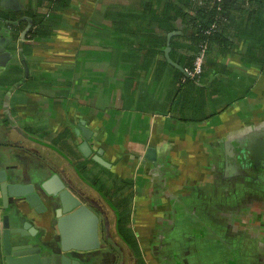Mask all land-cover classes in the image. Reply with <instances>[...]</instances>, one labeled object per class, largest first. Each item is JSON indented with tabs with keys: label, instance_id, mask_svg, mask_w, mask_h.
<instances>
[{
	"label": "crops",
	"instance_id": "crops-1",
	"mask_svg": "<svg viewBox=\"0 0 264 264\" xmlns=\"http://www.w3.org/2000/svg\"><path fill=\"white\" fill-rule=\"evenodd\" d=\"M165 4L180 21L170 32L155 22ZM4 5L0 161L25 182L56 174L100 217L102 246L80 254L82 264H264V180L245 166L251 147L264 142V66L255 58L264 51V0L229 1L231 44L213 46L187 97L173 95L169 69L158 77L167 36H181L182 18L206 13L214 0ZM34 30L41 35L27 40ZM81 122L111 182L130 185L137 254L116 232V211L76 171L86 160ZM45 217L33 227L37 243L49 246L57 232Z\"/></svg>",
	"mask_w": 264,
	"mask_h": 264
},
{
	"label": "water",
	"instance_id": "water-1",
	"mask_svg": "<svg viewBox=\"0 0 264 264\" xmlns=\"http://www.w3.org/2000/svg\"><path fill=\"white\" fill-rule=\"evenodd\" d=\"M4 1L1 0L0 5L6 7ZM174 35L178 33L167 36L164 56L171 66L183 72L169 57ZM1 45L2 40L0 53L6 54L4 45ZM6 57L11 59L12 55L7 53ZM22 64L27 76V66L24 62ZM84 126L83 122L79 125L84 138L79 146L81 154L109 168L101 157L102 151L92 155L88 144L92 134ZM250 151L252 161L247 163L248 166L257 173L264 171V142L251 147ZM146 158H153L152 150L148 151ZM6 163L5 159L0 161V264H82L80 254L98 250L102 246L100 217L74 196L56 174L45 181L36 179L25 182L14 167H7ZM42 217L57 232V239L49 246L36 241L38 230L33 224L37 218L42 221Z\"/></svg>",
	"mask_w": 264,
	"mask_h": 264
},
{
	"label": "trees",
	"instance_id": "trees-1",
	"mask_svg": "<svg viewBox=\"0 0 264 264\" xmlns=\"http://www.w3.org/2000/svg\"><path fill=\"white\" fill-rule=\"evenodd\" d=\"M50 4H55L60 0H48ZM229 1L230 0H214V6L205 11H199L193 18H182V35L174 37L171 40V54L172 60L176 61L178 66L183 69V72L171 67L162 59L158 77L163 76L166 69H169L171 74V87L173 95H181V97H187L194 95L197 84L200 82L204 74V64L202 66V73L196 77H190V73L194 68V62L200 52L202 46L206 47L205 59L212 52L213 46L224 47L231 44L230 36L225 35L224 29L229 17ZM150 5L146 6L149 7ZM170 6L168 4L163 5L162 10L159 13V17L155 18V22L158 23L161 30L170 32L176 30V22L170 16ZM38 30H34L27 36V40L33 39L39 36ZM146 39H149L145 37ZM165 36L162 37L161 46L165 44ZM251 38V36L249 37ZM176 40V43H175ZM186 42L187 46H179L180 41ZM147 42V41H146ZM177 47H180L181 52H177ZM257 64L262 68L264 66V51L258 52L255 55ZM158 70V71H159ZM157 71V73H158ZM98 164L91 159H86L76 165V171L78 175L86 181L91 187H93L107 202V204L116 211V232L121 240L127 245V247L137 254L138 248L133 234L129 228V204H128V190L129 183L124 181L119 188L109 175L107 169L101 167L99 174H95L92 179V168L97 167ZM126 189L125 194H119L120 190ZM118 194V195H117Z\"/></svg>",
	"mask_w": 264,
	"mask_h": 264
},
{
	"label": "built area",
	"instance_id": "built-area-1",
	"mask_svg": "<svg viewBox=\"0 0 264 264\" xmlns=\"http://www.w3.org/2000/svg\"><path fill=\"white\" fill-rule=\"evenodd\" d=\"M217 1H221V0H217ZM205 55H206V47L202 46L200 48V52L198 56L195 59L193 70L190 73H188L190 77H196L202 73V66L205 61Z\"/></svg>",
	"mask_w": 264,
	"mask_h": 264
},
{
	"label": "flooded vegetation",
	"instance_id": "flooded-vegetation-1",
	"mask_svg": "<svg viewBox=\"0 0 264 264\" xmlns=\"http://www.w3.org/2000/svg\"><path fill=\"white\" fill-rule=\"evenodd\" d=\"M249 162H251V161H249ZM245 166L247 167L246 169H248V172H250V173L253 172L254 176H257V175H255V174L257 173L255 169H253L252 167H249L248 164H246ZM258 173H259V172H258ZM259 174L263 177V180H264V173H263V170H262V172H260Z\"/></svg>",
	"mask_w": 264,
	"mask_h": 264
},
{
	"label": "rangeland",
	"instance_id": "rangeland-1",
	"mask_svg": "<svg viewBox=\"0 0 264 264\" xmlns=\"http://www.w3.org/2000/svg\"><path fill=\"white\" fill-rule=\"evenodd\" d=\"M90 177H92V179H94V177H95V174H93V173H92Z\"/></svg>",
	"mask_w": 264,
	"mask_h": 264
}]
</instances>
